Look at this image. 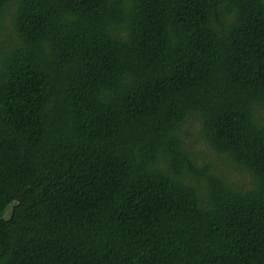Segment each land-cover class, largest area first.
I'll list each match as a JSON object with an SVG mask.
<instances>
[{
	"label": "trees",
	"instance_id": "16d2710c",
	"mask_svg": "<svg viewBox=\"0 0 264 264\" xmlns=\"http://www.w3.org/2000/svg\"><path fill=\"white\" fill-rule=\"evenodd\" d=\"M0 37V264H264V0H0Z\"/></svg>",
	"mask_w": 264,
	"mask_h": 264
},
{
	"label": "rangeland",
	"instance_id": "374dc122",
	"mask_svg": "<svg viewBox=\"0 0 264 264\" xmlns=\"http://www.w3.org/2000/svg\"><path fill=\"white\" fill-rule=\"evenodd\" d=\"M7 19H9V18L6 16V20ZM3 31H5V30H3ZM189 127H192L190 130L192 137H191L190 143H189L191 146V149L192 150L194 149L196 151L199 159H208V160L214 161L215 158H217V156L214 155L212 152H209L207 145L204 144V142L202 141V138L200 137V135H198V123L192 120L188 124H186V126L184 128H189ZM194 141H196V143ZM229 169H230V167H229ZM231 171L234 175H237L239 178H241L236 171H233V170H231ZM9 211L10 210L8 209L7 210L8 214H9Z\"/></svg>",
	"mask_w": 264,
	"mask_h": 264
}]
</instances>
